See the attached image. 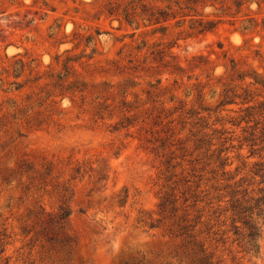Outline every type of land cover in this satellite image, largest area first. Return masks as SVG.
Wrapping results in <instances>:
<instances>
[{"label":"rangeland","instance_id":"rangeland-1","mask_svg":"<svg viewBox=\"0 0 264 264\" xmlns=\"http://www.w3.org/2000/svg\"><path fill=\"white\" fill-rule=\"evenodd\" d=\"M109 1L0 0V264H264L226 210L264 189V0Z\"/></svg>","mask_w":264,"mask_h":264},{"label":"trees","instance_id":"trees-1","mask_svg":"<svg viewBox=\"0 0 264 264\" xmlns=\"http://www.w3.org/2000/svg\"><path fill=\"white\" fill-rule=\"evenodd\" d=\"M215 2L216 0H113L108 2L107 11L121 23L136 24V28L140 27L139 18L146 27L157 25L155 29L165 30L168 22L175 19L179 23L188 16L192 17L191 12L197 11L198 6L205 7L210 3L214 6ZM235 4L239 6L242 3L240 0H235ZM196 23L195 27L200 32H205L215 29L218 22L202 17L197 19ZM254 78L255 83L264 82L258 81L256 76ZM231 102L226 99L222 104ZM228 159L229 157L221 159L223 174L229 173L225 170ZM229 196V205L226 210L232 212L231 221L234 234L245 241L250 251L259 253V239L264 226V189L262 188L257 195L251 194L248 189L242 191L233 189ZM161 205L164 206L165 202ZM69 215L70 211L64 208L59 217L66 219Z\"/></svg>","mask_w":264,"mask_h":264}]
</instances>
